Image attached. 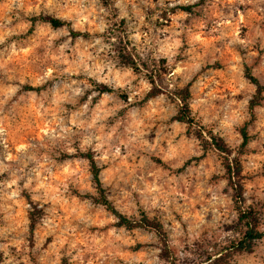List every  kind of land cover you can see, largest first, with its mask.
Segmentation results:
<instances>
[{"label": "clouds", "instance_id": "clouds-1", "mask_svg": "<svg viewBox=\"0 0 264 264\" xmlns=\"http://www.w3.org/2000/svg\"><path fill=\"white\" fill-rule=\"evenodd\" d=\"M0 264H264V0H0Z\"/></svg>", "mask_w": 264, "mask_h": 264}]
</instances>
